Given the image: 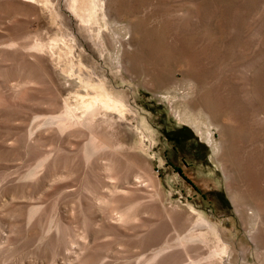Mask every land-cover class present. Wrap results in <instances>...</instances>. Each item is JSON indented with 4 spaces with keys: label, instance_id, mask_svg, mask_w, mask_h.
<instances>
[{
    "label": "rangeland",
    "instance_id": "rangeland-1",
    "mask_svg": "<svg viewBox=\"0 0 264 264\" xmlns=\"http://www.w3.org/2000/svg\"><path fill=\"white\" fill-rule=\"evenodd\" d=\"M0 264H264V0H0Z\"/></svg>",
    "mask_w": 264,
    "mask_h": 264
}]
</instances>
